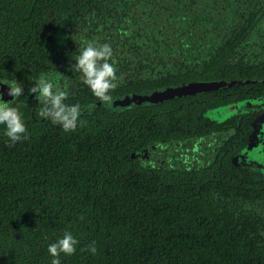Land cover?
<instances>
[{
	"label": "trees",
	"instance_id": "16d2710c",
	"mask_svg": "<svg viewBox=\"0 0 264 264\" xmlns=\"http://www.w3.org/2000/svg\"><path fill=\"white\" fill-rule=\"evenodd\" d=\"M263 25L264 0H0V83L23 89L9 105L26 136L10 145L0 131V264H51L47 246L65 231L78 244L61 264H264V181L231 162L236 135L206 163L155 158L228 130L204 112L259 84L110 111L71 67L88 43L109 44L111 101L252 82L264 78ZM40 78L90 106L74 130L40 115L27 92Z\"/></svg>",
	"mask_w": 264,
	"mask_h": 264
},
{
	"label": "clouds",
	"instance_id": "9594fccd",
	"mask_svg": "<svg viewBox=\"0 0 264 264\" xmlns=\"http://www.w3.org/2000/svg\"><path fill=\"white\" fill-rule=\"evenodd\" d=\"M112 52L107 43L97 44L90 42L72 55L75 61L71 67L81 74L83 83L89 88L92 95L100 102H110L109 92L117 85L115 68L110 64L109 58ZM9 88L8 95L16 99L23 95V89L16 80L6 84ZM28 95L38 101L42 100L44 107L40 115L53 124L59 125L65 132L76 128L78 118L81 116L79 104L64 103L66 92L55 87L54 83L47 78H40L35 87L27 89ZM0 131L10 145H15L26 139L25 127L18 111L0 99ZM78 241L71 231H65L54 242L48 244L47 252L52 257L51 264H61L60 255H71L76 251ZM90 252L95 253V247L89 246Z\"/></svg>",
	"mask_w": 264,
	"mask_h": 264
},
{
	"label": "flooded vegetation",
	"instance_id": "af4514ba",
	"mask_svg": "<svg viewBox=\"0 0 264 264\" xmlns=\"http://www.w3.org/2000/svg\"><path fill=\"white\" fill-rule=\"evenodd\" d=\"M263 28H264V25H263ZM215 82H219V81H211V82H206V83H215ZM225 82H231V81H225ZM234 82H235V85H239L241 87H244L245 85H247V83L248 84L254 83V84H259V85L254 88L252 97L244 96L240 102H237V103H234L228 106L225 105V106H221L217 108H210L204 112L205 117L211 122H215L218 125L224 124V126H220L222 127V130L226 129L227 127H230V128L223 132L221 131L219 133H216L213 136L193 141L192 143H197V145L199 144L198 149L197 147H194L193 149L195 163L198 161L197 158H199L201 162L206 163L210 159V157L214 154L213 152L216 150V148L220 145V143L223 140H225L227 137L231 135H236V137H238L242 141L243 145L233 155V157L231 158V162L233 163L235 167L250 172L256 180L264 181V78L260 77L252 82L249 79L245 78L239 82L238 81H234ZM73 85L74 86L71 87V89L78 90L77 86L74 83ZM184 85H187V84H184ZM235 85L230 86V87H234ZM172 88H175V87H172ZM227 88L229 87H226L223 89H227ZM69 89H70V86H68L65 89H62V91H65L67 95V93L69 92ZM164 90H157V91H164ZM219 90H222V89H219ZM214 91H218V90H214ZM214 91H208L202 94L211 93ZM153 92H150L144 95H150ZM247 94H249V92ZM133 95H142V94H133ZM133 95H127L125 97H129V96L132 97ZM198 95H201V94H198ZM125 97H122L119 99H123ZM187 97H193V96H187ZM119 99L112 100L108 104L106 103L107 109L110 110V103H114L118 101ZM166 101H169V100H166ZM154 104H159V103L144 102L141 104H131L127 107H122V110L123 108L124 109L133 108V106L154 105ZM230 106H235L237 108L234 110H230ZM89 107L81 108V114L87 112V109H89ZM112 111H117V110L113 109ZM213 111H218V115H217L218 117L216 118L217 120H215V118H211L208 116V114ZM218 118L221 119V121L218 120ZM203 142H206V143L209 142V144L207 145L212 147V150L209 151L210 156L208 157L206 153H203L204 150L201 151L202 147L200 143H203ZM147 157H148V160L153 158L150 156H147Z\"/></svg>",
	"mask_w": 264,
	"mask_h": 264
},
{
	"label": "water",
	"instance_id": "95a60500",
	"mask_svg": "<svg viewBox=\"0 0 264 264\" xmlns=\"http://www.w3.org/2000/svg\"><path fill=\"white\" fill-rule=\"evenodd\" d=\"M235 85L234 81L231 82H225V81H219L215 83H206V82H192L187 85H181L179 87L175 88H168L164 91H155L150 95H133L131 98L126 97L123 102H116L115 105H129L131 102H134L136 104H141L143 102H149V103H160L166 100H174L179 98H184L187 96H195L198 94H202L204 92L208 91H214L223 89L226 87H230ZM9 88L6 84L0 83V95L3 100L9 101L13 100L8 95ZM237 107L230 106V110H234Z\"/></svg>",
	"mask_w": 264,
	"mask_h": 264
},
{
	"label": "rangeland",
	"instance_id": "374dc122",
	"mask_svg": "<svg viewBox=\"0 0 264 264\" xmlns=\"http://www.w3.org/2000/svg\"><path fill=\"white\" fill-rule=\"evenodd\" d=\"M262 30H264V28ZM125 98L119 99L118 101L119 102H123ZM118 101H116V102H118ZM116 102L110 103V110L111 111L113 109L122 110V107H127V106H129L131 104H136L134 102H131L129 105H120V104L115 105ZM218 111L210 112L208 114V116L211 117V118H215V120H217L216 118L218 117L217 116L218 115ZM218 120L221 121V119H219V118H218ZM207 144H209V142L208 143H206V142L200 143V145L202 147L201 151L204 150L203 153H206L207 157H208L209 154H210L209 151L212 150V147L208 146ZM198 145H197V143H194V144L192 143L191 146H188L187 150L186 149L183 150L184 147H181V150L179 149V150H176V151H174L173 149L172 150H168V149L166 150L164 148L163 149H159V153L156 154L155 158H157L156 160H158V159H161L163 157H168V156L172 155L173 159L169 163H173V164H175L176 166H179V167H188L189 165L191 166V165L195 164V158H194V154H193V149H194V147H197V149H198V147H199ZM203 146H204V148H203ZM200 154H202V153H200Z\"/></svg>",
	"mask_w": 264,
	"mask_h": 264
}]
</instances>
